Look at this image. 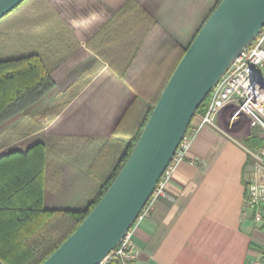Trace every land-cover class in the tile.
Returning <instances> with one entry per match:
<instances>
[{
    "label": "crops",
    "instance_id": "1",
    "mask_svg": "<svg viewBox=\"0 0 264 264\" xmlns=\"http://www.w3.org/2000/svg\"><path fill=\"white\" fill-rule=\"evenodd\" d=\"M217 3L24 0L0 18V60L36 54L52 79L0 124V155L44 144L46 209L80 210L95 198L89 170L117 123L135 98L156 94ZM233 109L200 128L133 227L138 254L127 264H264V216L255 221L245 206V141L259 130L244 114L231 119Z\"/></svg>",
    "mask_w": 264,
    "mask_h": 264
},
{
    "label": "water",
    "instance_id": "2",
    "mask_svg": "<svg viewBox=\"0 0 264 264\" xmlns=\"http://www.w3.org/2000/svg\"><path fill=\"white\" fill-rule=\"evenodd\" d=\"M24 0H0V18ZM264 26V0H221L162 90L124 165L76 230L41 264H99L149 200L198 106Z\"/></svg>",
    "mask_w": 264,
    "mask_h": 264
},
{
    "label": "trees",
    "instance_id": "3",
    "mask_svg": "<svg viewBox=\"0 0 264 264\" xmlns=\"http://www.w3.org/2000/svg\"><path fill=\"white\" fill-rule=\"evenodd\" d=\"M185 50L156 94L135 98L136 102L117 123L89 170L100 190L86 208L66 210L43 206V143L37 142L25 152L12 150L0 155V264H41L76 230L124 165ZM51 86L52 79L38 55L0 60V124L18 106L41 99ZM209 98L210 94L198 106L188 127L204 115ZM245 143L252 151L264 148L257 130L251 132ZM104 264L123 262L119 256H110Z\"/></svg>",
    "mask_w": 264,
    "mask_h": 264
},
{
    "label": "built area",
    "instance_id": "4",
    "mask_svg": "<svg viewBox=\"0 0 264 264\" xmlns=\"http://www.w3.org/2000/svg\"><path fill=\"white\" fill-rule=\"evenodd\" d=\"M264 26L254 39L233 60L216 85L210 91L208 107L199 121L188 127L172 155L164 173L158 180L149 200L139 212L134 225L127 231L116 248L99 264H104L110 256H119L123 264L138 254L133 241L132 229L142 219L149 216L152 201L165 193L171 172L178 166L189 151L194 138L205 124H213L216 114L229 104L234 105L231 119L240 114L247 116L249 125L258 128L259 137L264 142ZM251 170L246 186L245 206L252 211L255 221L264 216V148L247 150ZM261 247L264 250V242Z\"/></svg>",
    "mask_w": 264,
    "mask_h": 264
}]
</instances>
